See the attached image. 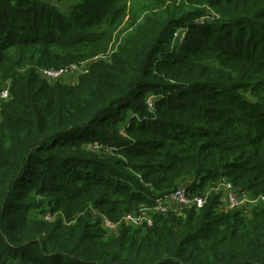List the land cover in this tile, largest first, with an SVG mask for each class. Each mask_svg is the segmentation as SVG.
Listing matches in <instances>:
<instances>
[{
    "label": "trees",
    "instance_id": "obj_1",
    "mask_svg": "<svg viewBox=\"0 0 264 264\" xmlns=\"http://www.w3.org/2000/svg\"><path fill=\"white\" fill-rule=\"evenodd\" d=\"M67 1L0 0V264H264V202L208 193L264 196V0Z\"/></svg>",
    "mask_w": 264,
    "mask_h": 264
},
{
    "label": "built area",
    "instance_id": "obj_2",
    "mask_svg": "<svg viewBox=\"0 0 264 264\" xmlns=\"http://www.w3.org/2000/svg\"><path fill=\"white\" fill-rule=\"evenodd\" d=\"M83 66L84 63H80L79 65L70 64L60 66L58 68L39 69L38 72L44 78L49 80H63L64 82H69L70 79L71 81L74 80L75 76H77L79 72H83ZM9 99V86H1L0 109L2 103L8 101ZM147 104L149 109H152L153 105L151 98L148 99ZM186 189L187 188L185 186H180L164 198L155 200L153 207H142L138 211L126 214L122 220L132 226L141 225L143 222H145L147 225H151L152 222L150 214L157 212L166 213L167 210L164 206V203H167V201H173L178 205H182L183 208L186 209H193L196 212L200 211L205 202L206 195L192 196ZM209 192H213L219 197L220 208L224 209L225 211L240 210L245 215H248L250 210L256 207L258 203L264 202V196L251 197L247 192L236 190L225 177H220L217 182L212 187H210L208 193ZM52 218L53 217L50 215H46L44 217L45 220H52ZM101 218L103 221V226L107 228L108 231L115 230V223L111 222L105 216H101Z\"/></svg>",
    "mask_w": 264,
    "mask_h": 264
},
{
    "label": "rangeland",
    "instance_id": "obj_3",
    "mask_svg": "<svg viewBox=\"0 0 264 264\" xmlns=\"http://www.w3.org/2000/svg\"><path fill=\"white\" fill-rule=\"evenodd\" d=\"M64 2H66L67 0H63ZM184 31H186V29L185 28H179V29H177L174 33L175 34H180V33H182V32H184ZM181 36H182V34H181ZM116 49V45H114V43H112L111 45H110V48H109V51L108 52H111V51H113V50H115ZM71 81V79L69 80V83H73V82H70ZM67 84H68V82L67 81H65ZM154 99V98H153ZM153 99H151V100H153ZM3 104V103H2Z\"/></svg>",
    "mask_w": 264,
    "mask_h": 264
},
{
    "label": "crops",
    "instance_id": "obj_4",
    "mask_svg": "<svg viewBox=\"0 0 264 264\" xmlns=\"http://www.w3.org/2000/svg\"><path fill=\"white\" fill-rule=\"evenodd\" d=\"M68 5H69V2H68V1L64 2V1L62 0V2H61V4H60V8H61V10H62V11L65 10V9L68 7Z\"/></svg>",
    "mask_w": 264,
    "mask_h": 264
},
{
    "label": "clouds",
    "instance_id": "obj_5",
    "mask_svg": "<svg viewBox=\"0 0 264 264\" xmlns=\"http://www.w3.org/2000/svg\"><path fill=\"white\" fill-rule=\"evenodd\" d=\"M199 20H202V18H199ZM151 99H153V97H150ZM150 111H151V109H150ZM175 191V190H174ZM171 194V193H170ZM46 215H49V214H45V215H43L42 216V219H43V221H46V222H51V220H45L44 219V217L46 216ZM51 216V215H50ZM53 217V216H52Z\"/></svg>",
    "mask_w": 264,
    "mask_h": 264
}]
</instances>
